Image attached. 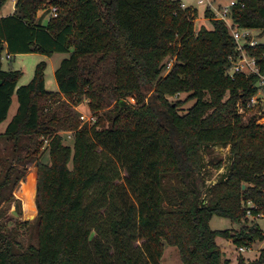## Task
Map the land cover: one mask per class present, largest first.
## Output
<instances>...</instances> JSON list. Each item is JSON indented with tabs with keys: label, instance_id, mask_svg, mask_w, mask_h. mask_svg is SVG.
<instances>
[{
	"label": "trees",
	"instance_id": "1",
	"mask_svg": "<svg viewBox=\"0 0 264 264\" xmlns=\"http://www.w3.org/2000/svg\"><path fill=\"white\" fill-rule=\"evenodd\" d=\"M8 1L0 0V8ZM239 1L243 7L232 8V23L264 32V0ZM46 5L57 7V16L42 25L36 14ZM180 5L176 0H16L13 15L0 17V124L14 94L18 102L2 136L14 152L22 139L35 138L25 145L28 160L39 155V139L46 138L49 157L48 164L35 163L36 245L18 247L0 225V264H88L84 195L94 184L114 180L107 175L117 168L125 172L137 203L134 216L148 264H160L164 246L177 248L182 264H228L221 261L217 237L246 249L264 241L257 225H244L232 235L209 227L213 216L247 222V202L255 206L252 219L264 215L262 115L245 118L237 106L245 107L256 94L258 77H229V58L238 52L225 24L206 11L210 28L195 31L196 11ZM4 49L9 56L69 53L54 71L58 92L45 88L44 62L18 87L21 73L2 70ZM244 49L264 75V44ZM166 59L173 64L161 77ZM106 72L111 81L102 79ZM180 93L194 101L184 113L180 101L168 100ZM62 97L72 106L87 100L90 111L101 112L91 127L73 123L64 129L74 132L72 147L58 134L66 119L44 115L41 104ZM112 97L116 104L107 109ZM126 97L135 105H127ZM218 147L228 148L229 164L202 199L189 178L206 165L221 166L202 163L204 151ZM12 172L8 166L0 180V204ZM131 219L129 212L115 231L124 264H138L124 242ZM237 264H245L242 257ZM248 264H264V249Z\"/></svg>",
	"mask_w": 264,
	"mask_h": 264
},
{
	"label": "rangeland",
	"instance_id": "2",
	"mask_svg": "<svg viewBox=\"0 0 264 264\" xmlns=\"http://www.w3.org/2000/svg\"><path fill=\"white\" fill-rule=\"evenodd\" d=\"M183 3L185 6L194 9L198 19H203L207 10L205 3H199V0H176ZM230 0H211L215 6L227 4ZM13 4L8 1L3 7L0 8V16L9 15L12 13ZM50 7L46 5L42 10L37 11L36 17L43 24H47L50 20ZM45 11V12H44ZM45 15V16H43ZM43 16V19H41ZM201 26L210 28L207 20L194 21V30L197 31ZM257 44H264V32L259 31L257 36ZM9 56V55H8ZM69 53H54L51 56H44L43 54H18L10 55L7 58V52L4 49L1 53V66L4 71H19L20 77L17 81V86H24L28 84L34 74L37 64L40 62L45 63L44 79L45 88L48 92L57 90V84L54 78V71L59 66L60 62L67 58ZM165 69L161 72V77L165 76L167 71L173 64L172 59H166ZM102 69L106 66H101ZM103 72L98 73V75ZM104 81H111L110 72H106L102 76ZM263 101L260 102L256 109L248 111L244 115L245 118L257 112L264 116V89L262 90ZM189 94L180 93L175 97H168L170 102L180 101L182 103V110L184 113L193 104V100H188ZM112 97L109 101L111 109L115 106L117 99ZM127 105H135V100L132 97L123 99ZM147 101V100H146ZM43 106L44 115L55 114L61 119H66L59 126V135L63 138V144L72 147L73 145V131H65L71 124L79 123L80 113L91 114L97 120L99 112H92L88 107L87 100L78 105L72 106L66 104L63 99L59 101L44 100L41 102ZM18 102L16 95L12 96V103L8 110L6 119L0 124V180L3 178L5 170L8 166L14 167V173L10 176L8 185L3 189L2 202L0 204V225L1 231L7 233L11 238L16 239L19 243L18 247L26 248L29 245H36V227L34 220L37 215L35 205L36 193V178L37 170L35 163H49L47 153L48 142L46 138H41L42 146L39 155L34 159H25L28 147L25 145L29 142H35L24 138L21 141V149L17 152L13 151L12 143L8 141L2 134L4 133L8 123L11 121L16 113ZM43 115V116H44ZM66 117V118H65ZM260 123L264 126V121L260 118ZM82 126V125H80ZM89 126V125H88ZM92 126V125H91ZM90 126V127H91ZM32 148H30V151ZM20 159L21 162H18ZM202 163L206 164L212 161L213 164L220 163L219 168L213 165H206L205 170L196 176L189 178V181L198 186L201 192V198H205L207 188L219 179L220 175L225 172V167L229 164L228 148H215L210 154L206 151L202 154ZM210 164V163H209ZM71 167V164L69 165ZM20 172V174H18ZM21 176L20 180L15 181L17 176ZM110 179L107 182L96 183L89 190L85 192L83 206L87 209V222L85 230L89 233L88 245L86 246V259L88 264H124L119 255V245L116 240L117 234L115 233L116 227L123 225L127 219L128 214L131 212L132 219L129 227L125 231L124 242L126 245L127 255L133 261L137 260L138 264H148L142 253L143 241L139 238V227L137 219H135V212L137 210V203L130 195L128 186L126 184V174L122 169H114L112 173L107 175ZM244 225H257L264 233V215L254 219H248L247 222L241 221L240 224L231 222L230 220L218 216H213L209 222V227L213 231L228 230L230 234L238 232ZM217 244L221 251L222 263L225 259H231L234 264H237V258L242 257L245 264L257 259L260 251L264 248L263 241H256L252 245V249L246 251V254H241L238 248L233 244L230 239L216 238ZM244 257H243V256ZM228 261V264L231 262ZM160 264H182L179 258L178 250L175 247L164 246L163 255Z\"/></svg>",
	"mask_w": 264,
	"mask_h": 264
},
{
	"label": "built area",
	"instance_id": "3",
	"mask_svg": "<svg viewBox=\"0 0 264 264\" xmlns=\"http://www.w3.org/2000/svg\"><path fill=\"white\" fill-rule=\"evenodd\" d=\"M199 3H205L207 6V11L211 14V18L213 20L221 21L227 27L230 36L236 43V50L238 55L235 57H230V68L227 71V75L229 77H233L236 73H243L245 75H256L258 77V82L256 84L257 92L254 96L250 98V100L246 103L245 107L238 106V113L240 115H245L248 111H253L257 108L259 104L258 95L262 94V90L264 89V75H260L258 68L255 63V59L249 57L245 52V47H254L257 45L256 40L254 39V29H243L238 28L231 21V13L232 8L235 6L243 7V4L239 0H230L229 3L224 5L215 6L212 4L211 0H199ZM181 9H185V5H180ZM50 17L54 18L57 16V7H50ZM7 58L9 56L7 55ZM260 115V114H259ZM80 125H94L96 122L95 116L91 114L80 113L79 115ZM254 205L250 202L243 204V209L246 212V216L248 219H252L251 211L254 209ZM263 216V215H259ZM257 216V217H259ZM247 250L244 247L238 248L240 253Z\"/></svg>",
	"mask_w": 264,
	"mask_h": 264
},
{
	"label": "crops",
	"instance_id": "4",
	"mask_svg": "<svg viewBox=\"0 0 264 264\" xmlns=\"http://www.w3.org/2000/svg\"><path fill=\"white\" fill-rule=\"evenodd\" d=\"M11 2H12V4H13V10H12V13H10L9 15H5V16H0V17H6V16H10V15H13V13H14V10H15V3H16V0H10ZM181 4H183V3H181ZM184 5V4H183ZM185 7H187V6H185ZM207 11V10H206ZM45 12V11H44ZM43 16H45V15H43ZM43 16H42V18L41 19H43ZM200 20H202V21H204L205 20V18H203V19H198V18H196V20L195 21H200ZM36 22L37 23H39V24H42V25H46V24H43L39 19H37V17H36ZM254 31V34H255V37H254V39L256 40L257 39V36L259 35V30H253ZM256 42H257V40H256ZM54 92H58V88H57V90L56 91H54ZM262 95L263 94H259L258 95V98H259V100H260V102L261 101H263V98H262ZM61 99H63L64 100V98L62 97ZM12 103V102H11ZM263 121H264V116L262 115V118H261ZM259 123H260V120H259ZM260 124H262V123H260ZM263 125V124H262ZM262 230V229H261ZM216 241V240H215ZM264 243V241L262 242V244ZM216 244H217V241H216ZM218 245V244H217ZM219 246V245H218ZM252 247V246H251ZM250 249H252V248H250ZM250 249H247V250H245L244 252H242L241 254H246V251H249ZM264 249V248H263ZM222 251V250H221ZM222 253H223V251H222ZM163 255V254H162ZM223 255H224V253H223ZM243 256V255H242ZM244 257V256H243ZM224 260L226 261V260H230L231 261V259H225L224 258ZM229 264H234L232 261L229 263Z\"/></svg>",
	"mask_w": 264,
	"mask_h": 264
}]
</instances>
